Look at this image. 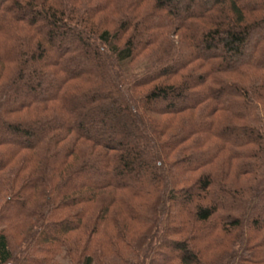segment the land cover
I'll return each instance as SVG.
<instances>
[{
    "label": "trees",
    "instance_id": "obj_1",
    "mask_svg": "<svg viewBox=\"0 0 264 264\" xmlns=\"http://www.w3.org/2000/svg\"><path fill=\"white\" fill-rule=\"evenodd\" d=\"M0 264H264V0H0Z\"/></svg>",
    "mask_w": 264,
    "mask_h": 264
}]
</instances>
